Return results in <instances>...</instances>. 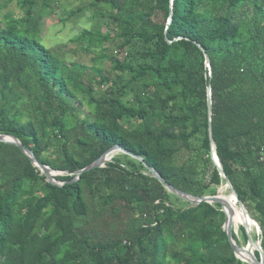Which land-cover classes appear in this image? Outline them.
<instances>
[{
    "label": "trees",
    "instance_id": "trees-1",
    "mask_svg": "<svg viewBox=\"0 0 264 264\" xmlns=\"http://www.w3.org/2000/svg\"><path fill=\"white\" fill-rule=\"evenodd\" d=\"M12 1L21 13L0 14V134L62 184L0 141V264H250L220 204H191L144 164L182 191L219 194L208 86L216 153L264 253V0H92L108 29L70 40L98 51L91 66L41 42L60 0ZM116 145L142 160L116 152L73 181Z\"/></svg>",
    "mask_w": 264,
    "mask_h": 264
},
{
    "label": "water",
    "instance_id": "water-1",
    "mask_svg": "<svg viewBox=\"0 0 264 264\" xmlns=\"http://www.w3.org/2000/svg\"><path fill=\"white\" fill-rule=\"evenodd\" d=\"M171 19H172V17L170 16V20ZM198 46L202 50H204V48L200 44H198ZM205 57H206V63L209 64V56L207 54H205ZM207 107H208V115L210 118L209 124H208V132H209V140H210V145H211V159L214 162V164L216 165L220 174L224 177L225 182H226L225 185L228 187L230 195L234 199V204H237L238 209L242 212V216H243L242 226L246 229V232L248 234V243L249 244L245 247L241 246L233 238V231H232V226H231V221H232L231 215L229 217L225 214V220H224V224H223L222 228L227 234L228 241H229L236 257H238L242 261L250 263V264H264V253H263V250L261 247V241L255 242L253 240V238L251 236V232H250L252 225H255L257 227V229L260 230V232H261V228H260L259 224L251 217V215L249 214L244 203L239 199L238 194H237L235 188L233 187L231 180L225 174L224 169L222 167V163H221V161H220V159L216 153V142H215V139L213 136V128H212V122H211L212 92H211L210 86H208V88H207ZM0 141L12 143V144H15L16 146H18L22 150V152L32 161V163L34 165H36L41 170V172L47 177V179L50 182L57 184V185L62 184V183H60V181H58L55 178L56 171L54 169L50 168L48 165L43 164L41 161H39L35 157L34 153L30 149L25 147L16 136L8 135V134H0ZM116 152H124V153L138 159V160H142V157L137 156L134 153L129 152L128 150L122 148L119 145H116V146L108 149L107 151H105L101 157H99L98 159L93 161L91 164H89L86 167H84L83 169L77 171L76 172L77 176L73 179V181L79 179L80 175L84 172H88V171L95 169V168H98V167H103L106 162H108L112 159L113 154ZM144 164L148 168L151 175L153 177L157 178L161 183H163V185L170 192L176 194L180 198L190 202L193 205H197L201 202H208L210 204L218 203L222 206L223 211H224L225 206H227V207L229 206V202L221 194L206 195V196H195V195H192V194L187 193L185 191H182V190L176 188L175 186H173L172 184L168 183L166 181V179H164L154 168L147 165L146 163H144ZM229 201L231 202V200H229ZM229 210H230V213H232V209H229ZM250 245H252L253 249H250ZM253 246H255V247H253ZM255 250L259 252L260 258L256 257V255L254 253Z\"/></svg>",
    "mask_w": 264,
    "mask_h": 264
},
{
    "label": "rangeland",
    "instance_id": "rangeland-1",
    "mask_svg": "<svg viewBox=\"0 0 264 264\" xmlns=\"http://www.w3.org/2000/svg\"><path fill=\"white\" fill-rule=\"evenodd\" d=\"M5 2L6 0H0L1 15L7 11L14 12L16 15L21 13L14 1L4 7ZM56 5L55 12L52 15H43L40 24L41 42L49 48L58 50V52L64 56V59L68 61H77L88 66L93 65L98 51L93 49L92 53H87L83 50V46L86 45L84 40L78 42H70V40L79 35L85 29L104 33L108 29L106 19L103 17L94 18L92 16L94 9L92 6V0H60V3ZM37 10L41 11L42 7L39 6ZM73 11H78V14L73 15ZM105 46L109 45L105 44ZM95 65L97 67L110 69L108 61L96 62ZM61 174V172L56 171L55 176ZM228 193L229 189L226 185L220 187L219 194L229 195L230 193ZM235 205L237 207V204ZM237 210H239L238 207ZM241 225V218H232V231L235 232L239 245L245 247L249 243L244 240L241 235ZM253 226L255 227L256 234H260V230H258L255 225H252V227ZM258 241H261V239L256 242ZM250 249H253L252 245H250Z\"/></svg>",
    "mask_w": 264,
    "mask_h": 264
},
{
    "label": "bare ground",
    "instance_id": "bare-ground-1",
    "mask_svg": "<svg viewBox=\"0 0 264 264\" xmlns=\"http://www.w3.org/2000/svg\"><path fill=\"white\" fill-rule=\"evenodd\" d=\"M230 193V192H229ZM228 193V194H229ZM221 195H223L225 198H226V200L229 202V206L227 207V206H225L224 207V212H225V214L227 215V216H229L230 217V215H231V217L233 218H237V219H242V221H243V216H242V212L240 211V210H237V207H236V205L234 204V199H233V197L229 194V195H224V194H221ZM229 200H231V202L229 201ZM229 209H232V213H230V210ZM239 221V220H238ZM232 222V221H231ZM243 257V256H242Z\"/></svg>",
    "mask_w": 264,
    "mask_h": 264
},
{
    "label": "built area",
    "instance_id": "built-area-1",
    "mask_svg": "<svg viewBox=\"0 0 264 264\" xmlns=\"http://www.w3.org/2000/svg\"><path fill=\"white\" fill-rule=\"evenodd\" d=\"M262 159H263V157H262Z\"/></svg>",
    "mask_w": 264,
    "mask_h": 264
}]
</instances>
